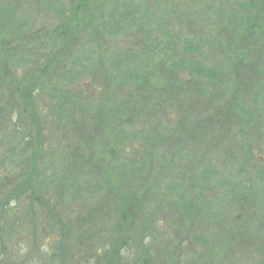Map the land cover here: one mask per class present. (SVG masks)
Segmentation results:
<instances>
[{"label": "rangeland", "instance_id": "1", "mask_svg": "<svg viewBox=\"0 0 264 264\" xmlns=\"http://www.w3.org/2000/svg\"><path fill=\"white\" fill-rule=\"evenodd\" d=\"M259 1L0 0V10L5 12L0 26L12 21L15 30L14 38L0 37V60L9 52L8 77H3L0 67V181L24 158L37 159L23 150L38 140L39 132L46 141L43 158L38 160L43 166L35 174L38 185L26 181L0 195L4 202L9 193L16 194L12 193L13 205L6 204L18 214L14 232L6 225L0 229V264H112L107 247L110 237L114 264H200L205 253L204 264H264V25L250 30L259 26L255 23ZM72 2L78 9L64 15ZM58 17L64 19L62 25ZM55 37H59V47L53 50L50 38ZM12 39L19 43L15 57L2 49ZM242 54H246L245 62H257L255 66L261 68L258 83L244 77L246 69L235 76ZM57 57L61 61L44 70L42 77L33 76L36 72L31 77L18 67L28 64L32 71L43 70L48 60ZM210 73L218 75L221 83L211 82ZM130 74L135 80L142 77V82L129 83L134 90L128 97L123 84ZM240 80L247 81L242 84ZM180 87L192 97L191 119L194 124L203 122V136L214 137L212 131L234 116L225 111L231 103L234 109L250 110L252 117L245 118L249 122L241 128L244 115H239L229 134H224L225 125L221 139L210 142L202 140L197 127L186 134L190 124L185 118L186 96L181 98L186 111L180 109L174 115L153 102L160 90L171 97ZM107 95L110 112L99 118V98ZM152 96L150 104L140 110L139 102ZM15 98L18 108L8 102ZM167 104L174 108L172 97ZM134 105L130 116L127 110ZM113 106V111L124 112L112 116ZM73 114L75 118L66 121ZM94 118L98 132L90 136ZM116 122L129 139L118 134ZM148 128L152 136L147 135ZM66 129L70 130L67 136ZM84 130L85 143L78 152L88 156L97 149L96 165L105 169L100 174L86 167L74 171L75 177L68 158L73 140ZM247 131L245 140L242 133ZM197 136L200 143L193 139ZM108 139L111 156L106 149ZM243 145L248 147L246 154L257 160L253 168L240 159ZM115 146L122 149L117 151ZM103 151L109 155L105 160ZM123 162L126 171L120 166ZM208 169H213V176L204 183ZM17 171L13 169L16 177ZM125 173L136 180L132 185L124 181L127 176L122 179L131 185L132 198L140 200V212H130L135 226L129 216H117L124 219L122 227L114 225L116 197L105 195L108 186L112 193L117 188L119 194L124 184L117 178ZM146 175L147 181L142 177ZM45 177L42 187L51 195L45 194L49 209L38 189ZM54 177L71 179L66 182L67 194L61 185L55 186ZM236 179L247 184L242 187L243 197L232 187ZM55 191L59 192L55 195ZM125 192L121 196L128 201L129 191ZM90 240L96 249L84 251L81 241Z\"/></svg>", "mask_w": 264, "mask_h": 264}, {"label": "trees", "instance_id": "2", "mask_svg": "<svg viewBox=\"0 0 264 264\" xmlns=\"http://www.w3.org/2000/svg\"><path fill=\"white\" fill-rule=\"evenodd\" d=\"M253 3H255V2H253ZM251 5V4H250ZM256 11H257V18H256V21H255V23H259L258 25L259 26H257V27H253L252 29H250L251 31H255L256 29H258V28H260V27H262V25H264V0H260L258 3H256ZM4 11H2V10H0V16L2 15V13H3ZM5 13V12H4ZM6 13H7V11H6ZM4 19L5 18H1L0 17V23H2L3 21H4ZM13 19V17L11 16V17H9L8 18V20H12ZM246 21H249V22H252L251 21V19L250 18H247V20ZM68 22H70V21H68ZM11 23H12V21L10 22V21H8V23L5 21L4 22V25H3V27H1L0 26V37H3L4 39H5V36H10L11 37V35L13 36V34H15V30H13L12 28H11ZM58 32H59V34H61V31L60 30H58ZM13 38H14V36H13ZM51 40H52V49L54 50V49H56V48H58L59 46L57 45V42H58V40H59V37H55V38H50ZM47 40V42H49L48 41V39H46ZM13 41H15V40H9V41H7L5 44H4V46L2 47V49H3V51L4 50H10V52H12V54L11 55H13V53H15V55H13L12 57H15V56H17V51H16V49H18L19 48V43L18 42H13ZM44 49V48H43ZM149 49L150 50H155V47H149ZM5 53H7V54H5ZM5 53H3V55H5V56H3L2 58H1V60H0V67H2L3 69H4V74H3V77L5 78L6 76L8 77L9 76V70H8V68H7V59H8V57H9V55H8V51H6ZM40 54H42V52H39ZM245 55L246 54H242L241 55V57H240V59L241 60H239L238 62H239V64H237L236 65V73H235V76L237 77V75H238V73H239V71L240 70H244V69H246V70H248V73H246L245 75H244V77L248 80H252L253 81V78H255L254 80L256 81V83H258V80L260 79L261 80V77H262V73H261V75L260 74H258V73H260L261 71H260V69L261 68H259V67H257V66H255L256 65V63L253 65V64H248L247 62H245ZM41 58H42V55H41ZM244 58V59H243ZM51 59V58H50ZM56 60H48L47 61V65H45L44 66V68L45 69H47L46 71H48L49 70V67H53V66H55L57 63H59L60 61H61V58L60 57H57V58H55ZM42 59H40V61H41ZM24 61V60H23ZM39 61V62H40ZM50 61H52V63H50ZM58 61V62H57ZM13 63H15V62H13ZM34 64H35V62H34ZM195 66H198L199 64H194ZM18 67L19 68H21L22 69V71H25V70H27V74L29 75V76H31L32 74H31V72H36V73H34V74H37V75H33V76H39V77H42L43 76V71H44V69L42 70V69H39V70H37L38 68L36 67V69L34 70V71H32L30 68H29V66H28V64L27 65H18ZM104 68V67H103ZM17 71V69H13V72H16ZM18 72V71H17ZM42 72V73H41ZM263 72V71H262ZM17 76L18 75H16V73L14 74V76H12V81H11V83L13 84V90H15V81H16V78H17ZM33 76H31V77H33ZM210 80H211V82H217V81H219L218 80V75H216V74H212V73H210ZM259 76V77H258ZM171 77V76H170ZM142 77H138V79L137 80H135L134 79V77L132 76V74H130V75H128V77H127V79H126V81L128 82V83H124L123 84V89H124V87H125V89H124V92L125 93H127V95H128V97L133 93V88H131V87H128V85H129V83L132 81L135 85H139L141 82H142ZM247 80H244V82H246ZM4 82V79H3V81H2V83ZM220 82V81H219ZM244 82L242 81L241 82V80H240V83H242V84H244ZM221 83V82H220ZM242 86V85H241ZM189 90V89H188ZM159 91V90H158ZM107 93H109V90L107 91ZM177 93V94H176ZM189 93H190V91H189ZM158 97L156 98V99H153V96L151 97V99H153V102L155 103V107H157V105L158 106H162V111H166V113H173L174 111L176 112V111H180V109L181 110H184V112L186 111L185 110V108H184V106H183V100L181 99V98H184V96H186L187 97V100H188V102H187V104H188V107L186 108V109H188L187 110V113H188V115L185 117V118H187V120L190 122V124H188L189 126H188V129L187 130H185L184 132L186 133V134H188L189 132H191L192 130V128H195L196 129V127H197V130H198V132H199V135H200V137H202V140H206L207 139V137L209 136L208 135V133H207V135H204L203 136V134H204V124H203V122H200V123H195L194 124V122H193V120L191 119V115L194 113V106H193V103H191V96H189V98H188V93H184V89L183 88H178V90L177 91H174V94H171V95H173V97H172V99H173V105H174V108L172 107V106H169L168 104H167V101H170L171 100V97H166L167 96V94L165 93V92H163V91H159L158 93ZM160 94H161V96H160ZM109 95H107V98H104V96L103 97H100L99 98V103H98V110H97V114H96V116H98L99 118L101 117V115H104V117H105V115L106 114H109V109L111 108V105H110V101H109ZM143 100H145V101H147V100H150L149 98H147V100L146 99H143ZM176 100H177V102H176ZM11 101H13V102H11ZM8 102L11 104V105H13V107L14 108H18V102H17V99L15 98V99H13V100H8ZM141 102V101H140ZM139 102V105L141 106V109L140 110H142V111H144V108L147 106V105H149V103H147L146 105L144 104V103H140ZM176 103V104H175ZM61 104H63V101H62V103ZM135 106L136 105H134L133 107H131V108H133V109H128L127 110V112H128V114L131 116V115H133V113H135ZM229 106V109H226L225 111H227V110H230V111H227V113H228V115L230 116L231 114H232V112L234 113V116H230V118H228L227 119V121H225V119H224V117L223 118H220V117H218V119H220V121H221V119H224V122H223V124H224V126L223 127H216L215 128V131H212V133L214 132V134H215V136L214 137H212L211 135H210V140L211 141H213V139H216V138H218V139H221V136L222 135H224V134H229L230 132H229V130L231 129V127H232V125L234 124V122L235 121H237V117H239V115H241V114H243L244 115V117H242V119H243V122H241V128H242V126H246L247 125V123L249 122L248 120H249V118H251L252 117V114H251V112H250V110H248V109H245V108H243V107H241V106H239L237 109H234V103H231L230 105H227V107ZM99 109H100V112H99V114H98V111H99ZM114 110V106H113V109H112V116L114 115V114H119V115H121L124 111H122L121 109H118L117 111H113ZM126 110V109H125ZM232 110H235V111H232ZM237 110V111H236ZM91 113L93 112L92 110L90 111ZM238 112V113H237ZM215 113H217V114H219L220 116H221V114L220 113H218V112H215ZM146 115H148V121H150V119H152L153 117H152V114H146ZM171 115H174V114H171ZM95 116V117H96ZM222 117V116H221ZM73 118H75V115L73 114V116L72 117H70V118H68L66 121H71V120H73ZM240 118V117H239ZM245 118H248V120L245 122ZM68 121V122H69ZM113 122V121H112ZM70 123V122H69ZM148 123H151V121L150 122H148ZM90 124H91V126H90V128H89V130H90V132H91V134H90V136H92V132H93V134H94V132H98V130L97 129H95V126H96V121H95V118L93 119V121L92 122H90ZM89 124V125H90ZM236 124V123H235ZM250 124H251V122H250ZM88 125V126H89ZM225 125H228V128L226 129V132H224V134H222L221 135V133H222V129L225 127ZM88 126H86V128L88 127ZM178 126H180V124H178ZM207 126H211L210 124H208ZM113 128H114V126H113ZM115 128H116V131L118 132V134L120 135V134H122V135H124V136H126L127 137V139H129V137L127 136V134L125 133V131L123 130V131H119V123H115ZM95 129V130H94ZM148 130H150L149 128H148ZM70 130L68 129V131H67V129H66V136H67V134H68V132H69ZM151 131V130H150ZM150 131H147L148 132V134L147 135H150V136H152V131L150 132ZM86 132V130H84L83 131V134H82V136H80V138L78 139V137L76 138V141H74L73 140V143H74V146H73V151L70 153V156H69V158L68 159H71V160H69L70 161V166H69V170H70V174H75V177L76 176H78V173H76V172H78V171H81V170H83L84 168H86V167H91L92 169H94L93 171H95L96 173L97 172H100V174L103 172L102 170H104L105 168L103 167V165H96V160H97V158H98V153H97V149L96 150H94V151H92L88 156H86V154H81V153H79L78 151L79 150H81V147H83V145H84V140L85 139H83V136H84V133ZM248 133H249V131H247V132H243L242 133V136H243V139H245L246 140V136L248 135ZM39 135H41V133L39 132L38 133V140H36L35 142H34V144L31 142V143H28L27 145H25L24 146V152L26 153V155H30V156H33V154H34V157H36L37 159L34 161L32 158L30 159V160H26L25 161V158H24V162H22L23 164H15V167L16 168H10V170H9V172L6 174V178H4L2 181H0V195L1 194H3L4 192H7L8 193V190L10 189V188H14L15 190H17L18 188H19V186H20V184L21 183H26V181H29L30 183H32V181H33V183L34 184H36L37 183V185H38V183H39V181H36L37 180V178H38V180H39V177H38V175H36L35 176V174H40L38 171H40L39 170V166H43V165H39L38 163H39V161L38 160H40V158H41V156H42V154H41V151H42V145H44L43 146V148H45V142L42 140L43 139V137L41 138ZM80 134H77L76 136H79ZM136 135H138V133L136 134ZM195 135H197L196 134V132H195ZM194 136V135H193ZM226 136V135H225ZM256 136H257V134H256ZM226 137H228V135L226 136ZM234 137H239V135H234ZM118 138H120V137H115V140L116 139H118ZM193 139H194V141H199L198 143H200L202 140H200V138H198V136L197 137H193ZM208 141V139L206 140V142ZM110 139H108V143L106 144V146H107V148L106 149H108V151H109V155L111 156V152H110V148H111V146H110ZM160 142H161V140H160ZM210 142V141H209ZM238 142V141H237ZM96 144V143H95ZM95 144L93 145L94 147H95ZM238 144V143H237ZM35 145V146H34ZM100 147H102V146H100ZM34 148V149H33ZM31 149H33L34 151H32ZM120 149H122V146L121 147H119V146H115V150H117V151H119ZM248 149V147H246V146H241V157H240V159L241 160H243L245 163H246V166H247V168H253V167H251V166H254L255 167V165L254 164H256L257 162V160L256 159H254V158H251V157H249L247 154H246V151H248L247 150ZM35 152V153H34ZM104 152L105 151H103V153L101 154V156H102V159H104L105 160V156H109V155H105L104 154ZM74 153H75V155H74ZM74 155V157L72 158V156ZM28 158V157H27ZM39 158V159H38ZM42 158H43V156H42ZM112 159V158H111ZM111 159H110V163H111V165H113V162L111 161ZM38 161V162H37ZM108 161V160H107ZM36 162H37V164H36ZM87 162V163H86ZM248 162H250L249 163V165L247 164ZM127 163H129V162H127ZM126 163V164H127ZM104 166H106V165H104ZM120 166H122V170L123 171H126L125 170V162H123V163H121L120 164ZM99 167V170H97L96 168H98ZM25 168V169H24ZM36 168H38V169H36ZM142 168H144L143 167V165H142ZM13 169H15V170H18L17 171V177L15 176L16 174H14V172H13ZM45 170H46V172H47V169L45 168ZM44 170V171H45ZM212 170V171H211ZM211 170H207L204 174H203V181H204V183L206 182V181H209L210 180V177H212L213 176V169H211ZM44 171H42V173H44ZM74 171H76V172H74ZM141 173H143V172H141ZM69 174V175H70ZM14 175V176H13ZM35 176V177H34ZM125 176H127V178H125ZM114 177H117V176H114ZM144 179L143 180H148L149 178H148V175H146V176H142ZM51 178V177H50ZM124 178H125V180H124ZM54 179H55V186H57V185H61L63 188H64V190H65V194H67V184H66V182L67 181H71V179H58L57 177H54ZM126 181L127 180V183H133L132 185H135V184H137L136 183V180L135 179H131V177L129 176V174L128 173H125L124 174V176H122V177H120V175H118V178H117V180L119 181V182H121V183H123L124 184V186H122L121 187V190L119 191V194L117 195V192H116V190H117V188H114V193H112L111 191H112V188L110 189V187L111 186H108V188H109V190H108V192H106V197H111L112 196V198L114 199L115 197H116V212L114 213V216L115 217H117V216H121V215H124V217L126 216H129L130 217V220H132L133 222H134V226H135V218H133L132 217V215H131V213L130 212H132V211H134L135 210V212L137 211V212H140V210H139V206H138V203H140V200H138V199H136L135 197H133L132 198V196H133V190H131V188L130 189H128V186H131V185H128L127 186V183H125L124 181ZM138 180H137V182H139L141 179H139V177L137 178ZM18 181H20V183H18ZM44 183H46V177L44 178V180L41 182V184H40V187L38 188L41 192H43V197H44V199H43V201L45 202V205H47V207H48V209H49V206H48V203H47V201H46V199H47V197H46V195L50 198L51 197V195H49L48 193H46L45 191H44V188L42 187V184H44ZM203 183V182H202ZM49 185H52V183H49ZM216 184H214V186H215ZM245 185H247V184H245V182H243V181H240V179L238 180V179H236L235 180V182H232V187H234V189H237L238 190V195H240L241 194V192L243 191L242 190V187L244 188V186ZM73 187H77L74 183H73ZM38 189H37V194L38 193H40V192H38ZM107 189V188H106ZM129 191V200H131V198H132V200H131V202L130 203H127L128 201H125L124 199H123V197L121 196V194H123V193H126L125 191ZM62 191H63V189L61 188V193H62ZM59 192V191H58ZM57 191H55V195H56V193H58ZM12 193L14 194V195H16L14 192H11V193H9L8 194V196L6 197V200H4V202H3V199H0V229L4 226V225H6L7 227L8 226H10V232H14V231H12L11 229H12V227L16 224V221H17V216H18V214H17V209L16 210H13L11 207H9L10 205H8V204H6V201H9V200H12L13 201V199L15 198V196L13 197V195H12ZM46 194V195H45ZM245 194L242 192V194H241V196L243 197ZM136 196H138V198H139V195H136ZM240 196H238V198H239ZM1 198V197H0ZM3 203V204H2ZM6 205H5V204ZM104 203H107V201H105ZM203 204V203H202ZM5 210L6 211H10V212H12V214H9V213H6L5 212ZM208 213H209V211H208ZM113 216V217H114ZM120 219H122V220H120ZM118 220H120L121 221V223H119L118 222ZM123 221H124V219L123 218H121V217H117V220H115V222H114V225H116V223L118 224V226H122L123 227ZM134 228V227H133ZM117 230H120V228L118 227L117 228ZM117 230H116V232H117ZM107 231V230H106ZM9 232V231H8ZM94 243H93V241L92 240H90V241H88V242H85V241H81V247L82 246H85L84 247V251L85 250H87L88 248H93V249H96L95 247H91L92 245H93ZM107 247H109V250H110V253H111V258H109V263L110 262H112V264H114V257H115V255H114V243H113V237H110V239H109V242H108V244H107ZM241 250V249H240ZM203 256L201 257V262H200V264L203 262V264L205 263V261H206V257H207V254L205 253V254H202ZM196 264H199V263H196Z\"/></svg>", "mask_w": 264, "mask_h": 264}]
</instances>
